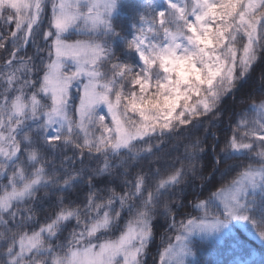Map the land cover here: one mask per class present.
Returning <instances> with one entry per match:
<instances>
[{"label": "snow or ice", "instance_id": "obj_1", "mask_svg": "<svg viewBox=\"0 0 264 264\" xmlns=\"http://www.w3.org/2000/svg\"><path fill=\"white\" fill-rule=\"evenodd\" d=\"M0 264H264V0H0Z\"/></svg>", "mask_w": 264, "mask_h": 264}]
</instances>
